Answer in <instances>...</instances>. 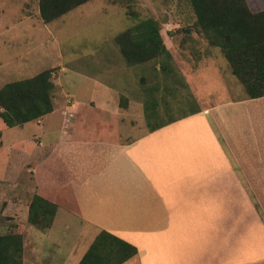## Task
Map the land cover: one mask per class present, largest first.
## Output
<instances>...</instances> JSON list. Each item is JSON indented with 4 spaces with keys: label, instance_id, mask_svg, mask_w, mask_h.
I'll list each match as a JSON object with an SVG mask.
<instances>
[{
    "label": "crops",
    "instance_id": "obj_1",
    "mask_svg": "<svg viewBox=\"0 0 264 264\" xmlns=\"http://www.w3.org/2000/svg\"><path fill=\"white\" fill-rule=\"evenodd\" d=\"M247 2L253 13L264 11V0ZM199 35L176 37L212 59ZM189 82L196 107L124 140L88 134L107 127H81L76 102L67 100L62 122L75 123L27 167L34 188L17 200L24 210L11 214L23 236V264H80L102 231L137 249L124 264H264V97L208 104ZM158 93L143 98L155 104ZM157 109L145 105L144 119ZM36 195L57 206L50 229L28 222ZM58 224L70 241L54 237Z\"/></svg>",
    "mask_w": 264,
    "mask_h": 264
},
{
    "label": "rangeland",
    "instance_id": "obj_2",
    "mask_svg": "<svg viewBox=\"0 0 264 264\" xmlns=\"http://www.w3.org/2000/svg\"><path fill=\"white\" fill-rule=\"evenodd\" d=\"M38 6V0H0V89L45 70L53 71L55 84V110L44 124L7 128L0 120V235L15 231L16 220L11 214L24 210L17 200L30 198L27 189L34 188L27 167L45 154L47 147L43 146L59 137L61 129L75 123L76 118L71 124L62 122L61 108L68 99L76 102L78 124L84 123L81 127H95L96 123L107 127L88 134L124 140L147 127L150 130L152 124L166 122L167 115L196 107L187 80L208 104L247 97L220 49L208 46L211 59L201 48L186 50L185 38L176 37L196 33L190 0H90L49 25L41 22ZM146 19L160 24L172 59L162 57L129 66L115 39ZM198 37L202 42L204 36ZM157 89L155 104L143 98V93L154 96ZM145 105L158 107L151 120L144 119ZM109 126L114 129L108 132ZM76 224L72 223L74 231ZM52 233L70 241L59 224ZM82 243L86 245L85 240Z\"/></svg>",
    "mask_w": 264,
    "mask_h": 264
},
{
    "label": "trees",
    "instance_id": "obj_3",
    "mask_svg": "<svg viewBox=\"0 0 264 264\" xmlns=\"http://www.w3.org/2000/svg\"><path fill=\"white\" fill-rule=\"evenodd\" d=\"M40 17L48 25L90 0H38ZM195 16L193 29L209 47L218 48L247 97H264V11L253 13L247 0H190ZM115 43L127 65L158 58L172 59L153 19L140 21L120 34ZM52 70L0 89V120L7 128L23 126L55 110ZM158 127L153 128V130ZM257 206V205H256ZM257 209L260 211L259 207ZM57 206L39 195L29 208L28 222L42 230L52 227ZM23 236L15 231L0 235V264H23ZM138 254L135 247L102 231L80 264H124Z\"/></svg>",
    "mask_w": 264,
    "mask_h": 264
}]
</instances>
